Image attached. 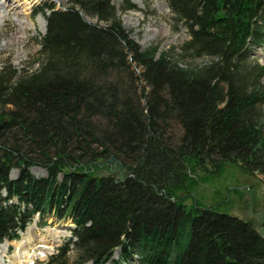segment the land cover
Here are the masks:
<instances>
[{
	"label": "trees",
	"instance_id": "1",
	"mask_svg": "<svg viewBox=\"0 0 264 264\" xmlns=\"http://www.w3.org/2000/svg\"><path fill=\"white\" fill-rule=\"evenodd\" d=\"M114 1L42 5L38 67L0 71V245L53 216L74 227L44 264H264L252 221L182 195L190 166L264 175V0H168L170 50Z\"/></svg>",
	"mask_w": 264,
	"mask_h": 264
},
{
	"label": "rangeland",
	"instance_id": "2",
	"mask_svg": "<svg viewBox=\"0 0 264 264\" xmlns=\"http://www.w3.org/2000/svg\"><path fill=\"white\" fill-rule=\"evenodd\" d=\"M3 1L5 0H0V71L8 67L19 72L36 69L42 47L41 40L45 33L41 27L46 16L36 15L35 11L42 5L51 3L58 8L66 7L69 0H6L5 6ZM114 4L124 27L130 31L132 39L143 48L157 45L163 50H170L189 37L184 27L174 24L168 0H115ZM127 4L135 5L136 9L123 11L122 8ZM13 7H16L15 11L20 13L19 15L11 9ZM90 20L97 21L96 18ZM256 55L259 62L264 63V50H259ZM190 61L188 59L186 62ZM206 61L207 58H202L191 61L190 64ZM111 165V170L103 172L122 177L116 170V163ZM32 172L38 176L45 175V171L39 167L32 168ZM18 174V171H12V176L16 177ZM182 195L190 205L194 201L205 208L220 205L219 211L252 221L256 230L264 236V175L247 174L234 164H227L219 173L194 170L193 166H190L187 189ZM45 221L47 223L43 224L41 217L37 215L21 233L22 239L30 228L29 253L36 254V259L34 263L29 264L46 263L72 236L73 223L70 220L49 216ZM5 243H8L5 260L7 264H13L12 256L18 252L14 246L16 241L7 240ZM118 256L119 251H115L114 258ZM16 258L14 264L23 263L19 257Z\"/></svg>",
	"mask_w": 264,
	"mask_h": 264
},
{
	"label": "bare ground",
	"instance_id": "3",
	"mask_svg": "<svg viewBox=\"0 0 264 264\" xmlns=\"http://www.w3.org/2000/svg\"><path fill=\"white\" fill-rule=\"evenodd\" d=\"M6 0L3 1V6L6 5ZM13 9L14 13L19 15L20 13L16 12L15 9L16 7L14 8H11ZM16 15V16H17ZM45 18V17H44ZM31 25H33L34 23H30ZM45 27H46V18L43 19V22H42V27H41V30L44 32L45 31ZM31 243V235H30V228L28 229L27 231V234L26 236L22 237L21 240L16 241V243L14 244L15 246V251H18L14 256H12L14 262L16 261V257H19V260H22L23 263L21 264H29L30 262L34 263L35 262V259H36V254H30L29 253V245ZM1 249H0V264H7V261L5 260V258L7 257V248H8V243H3L1 244ZM13 262V264H14Z\"/></svg>",
	"mask_w": 264,
	"mask_h": 264
},
{
	"label": "water",
	"instance_id": "4",
	"mask_svg": "<svg viewBox=\"0 0 264 264\" xmlns=\"http://www.w3.org/2000/svg\"><path fill=\"white\" fill-rule=\"evenodd\" d=\"M5 124V123H4ZM3 125H1V127H2ZM110 162L111 163H115V158L112 156L111 158H110ZM264 237V236H263Z\"/></svg>",
	"mask_w": 264,
	"mask_h": 264
}]
</instances>
